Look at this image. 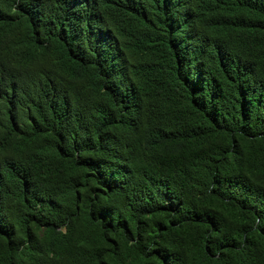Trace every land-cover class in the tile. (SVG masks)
<instances>
[{
  "label": "trees",
  "instance_id": "1",
  "mask_svg": "<svg viewBox=\"0 0 264 264\" xmlns=\"http://www.w3.org/2000/svg\"><path fill=\"white\" fill-rule=\"evenodd\" d=\"M0 264H264V0H0Z\"/></svg>",
  "mask_w": 264,
  "mask_h": 264
},
{
  "label": "clouds",
  "instance_id": "2",
  "mask_svg": "<svg viewBox=\"0 0 264 264\" xmlns=\"http://www.w3.org/2000/svg\"><path fill=\"white\" fill-rule=\"evenodd\" d=\"M213 19V16H211V18L207 21L208 22V24H210L211 23V20Z\"/></svg>",
  "mask_w": 264,
  "mask_h": 264
}]
</instances>
